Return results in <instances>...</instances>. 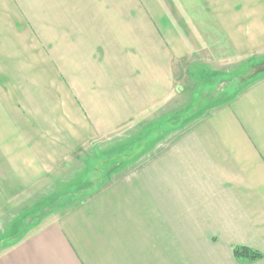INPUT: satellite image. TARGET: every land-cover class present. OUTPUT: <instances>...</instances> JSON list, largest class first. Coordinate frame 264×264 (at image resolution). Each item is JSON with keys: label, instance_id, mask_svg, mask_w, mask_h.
Here are the masks:
<instances>
[{"label": "crops", "instance_id": "obj_1", "mask_svg": "<svg viewBox=\"0 0 264 264\" xmlns=\"http://www.w3.org/2000/svg\"><path fill=\"white\" fill-rule=\"evenodd\" d=\"M203 52L264 62V0H0V239L19 193L145 121ZM169 127L0 264H264V69L155 150Z\"/></svg>", "mask_w": 264, "mask_h": 264}, {"label": "rangeland", "instance_id": "obj_2", "mask_svg": "<svg viewBox=\"0 0 264 264\" xmlns=\"http://www.w3.org/2000/svg\"><path fill=\"white\" fill-rule=\"evenodd\" d=\"M246 58L218 62L208 52H203L179 64L172 95L160 109L145 118L147 123L137 121L128 124L116 131L113 138L99 141L98 146H86L78 154L79 160L71 161L45 178L36 188L18 194L15 205L4 210L1 216L3 237L0 244L3 247L10 244L12 241L9 237L16 233L19 239L27 236L48 218L58 216L68 206L85 199L96 187L107 183L108 177L113 176V168L122 163L125 157L143 151L135 161L138 163L147 158L152 150L145 149L144 142L149 140L146 139L149 135L155 136L161 125H171V120L185 114L180 123H175V130L163 129L164 138L155 150L164 147L175 136L232 99L249 84L258 70L264 69V62L257 64L250 61L248 66L243 67L234 65ZM159 116L162 123L153 126V120ZM12 218L11 233L9 224ZM43 219L46 221L42 223Z\"/></svg>", "mask_w": 264, "mask_h": 264}, {"label": "trees", "instance_id": "obj_3", "mask_svg": "<svg viewBox=\"0 0 264 264\" xmlns=\"http://www.w3.org/2000/svg\"><path fill=\"white\" fill-rule=\"evenodd\" d=\"M184 117H185V114L181 115L180 117H178L174 120H171L170 122H172V125H173V122H174V124L176 122L180 123L184 119ZM168 129H170V127ZM75 198L77 199L78 197H75ZM75 198H73V201ZM234 254H235L236 258L242 262L243 261L244 262L255 261V260H258V259L263 257V254L260 251L253 249L251 247H248V246H235L234 247Z\"/></svg>", "mask_w": 264, "mask_h": 264}]
</instances>
